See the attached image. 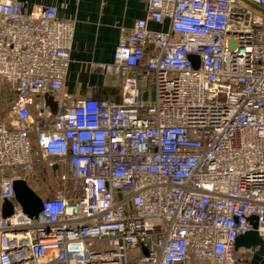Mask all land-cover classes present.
I'll return each instance as SVG.
<instances>
[{"label":"built area","instance_id":"built-area-1","mask_svg":"<svg viewBox=\"0 0 264 264\" xmlns=\"http://www.w3.org/2000/svg\"><path fill=\"white\" fill-rule=\"evenodd\" d=\"M145 2L98 67L119 80L116 103L63 92L72 22L0 0V80L15 93L0 122V264H246L237 238L264 243V15L239 0ZM18 179L41 198L36 218Z\"/></svg>","mask_w":264,"mask_h":264},{"label":"crops","instance_id":"crops-1","mask_svg":"<svg viewBox=\"0 0 264 264\" xmlns=\"http://www.w3.org/2000/svg\"><path fill=\"white\" fill-rule=\"evenodd\" d=\"M17 1L25 14L54 7L58 19L73 23L70 63L63 82V92L66 95L76 100L98 98L121 102L122 90L119 80L114 76L101 74L98 67L113 61L122 30H130L137 21L145 18V0ZM147 28L155 32H165L167 23H148ZM14 100L15 97L6 108L4 120L7 119ZM46 109L51 115H55L49 108ZM58 111L57 105L56 113ZM57 187H53L55 191Z\"/></svg>","mask_w":264,"mask_h":264},{"label":"water","instance_id":"water-1","mask_svg":"<svg viewBox=\"0 0 264 264\" xmlns=\"http://www.w3.org/2000/svg\"><path fill=\"white\" fill-rule=\"evenodd\" d=\"M239 1H242L253 10L264 15V8L246 0ZM189 58L194 68H198V58L194 55H191ZM44 101L52 113L56 114L57 103L53 101L52 97L45 95ZM13 189L15 199L24 214L30 218H36L41 211V198L29 187L25 179L15 180L13 183ZM11 213V205L5 201L2 204V215L4 218H8ZM254 229H256V223H254ZM239 249L250 250L253 253L251 260L246 264H264V243L256 231L246 232L237 238L235 250L238 251Z\"/></svg>","mask_w":264,"mask_h":264},{"label":"rangeland","instance_id":"rangeland-1","mask_svg":"<svg viewBox=\"0 0 264 264\" xmlns=\"http://www.w3.org/2000/svg\"><path fill=\"white\" fill-rule=\"evenodd\" d=\"M238 7H243L245 9H249V7H247L245 4H238ZM14 97H15V93L12 90V88L8 84H6L4 81H0V121H2V120L4 121L6 108L13 101ZM37 183L40 186H47L48 185L49 186V187L47 186L48 188L57 187L54 180H51V181L47 180V182L39 181ZM33 186L35 187V186H37V184H33ZM47 187H45L44 190ZM59 188H61V187H59ZM238 258L241 259L242 261L245 260V257H242V255H240V254H239ZM240 264H243V262H240Z\"/></svg>","mask_w":264,"mask_h":264},{"label":"trees","instance_id":"trees-1","mask_svg":"<svg viewBox=\"0 0 264 264\" xmlns=\"http://www.w3.org/2000/svg\"><path fill=\"white\" fill-rule=\"evenodd\" d=\"M63 167H65V166H63ZM66 173H67V170H66V167H65V169H64V168L62 169V172H61L60 174L63 175V176H65ZM41 181H45V182H47L46 179H43V180H41ZM47 186H48V185H47ZM44 187H46V186H40V185H38V190H40V189H42V188H44ZM48 187H49V186H48ZM238 256H239V255H238Z\"/></svg>","mask_w":264,"mask_h":264}]
</instances>
